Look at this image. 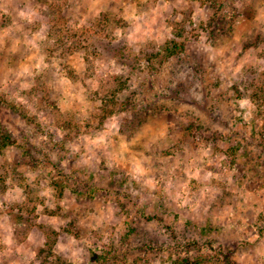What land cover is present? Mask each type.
I'll return each instance as SVG.
<instances>
[{"label": "rangeland", "instance_id": "rangeland-1", "mask_svg": "<svg viewBox=\"0 0 264 264\" xmlns=\"http://www.w3.org/2000/svg\"><path fill=\"white\" fill-rule=\"evenodd\" d=\"M45 262L264 264V0H0V264Z\"/></svg>", "mask_w": 264, "mask_h": 264}, {"label": "trees", "instance_id": "trees-1", "mask_svg": "<svg viewBox=\"0 0 264 264\" xmlns=\"http://www.w3.org/2000/svg\"><path fill=\"white\" fill-rule=\"evenodd\" d=\"M179 48H180V46L177 45V43H175L174 47H169V48L167 49V50H168V55L177 54L178 52H176V51H177V49H179ZM5 140L10 141V137H9V136H6ZM48 243H49V242H48ZM45 264H46V262H45Z\"/></svg>", "mask_w": 264, "mask_h": 264}]
</instances>
